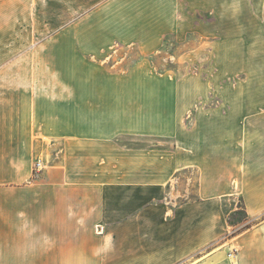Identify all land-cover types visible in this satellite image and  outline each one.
Listing matches in <instances>:
<instances>
[{
  "label": "rangeland",
  "instance_id": "1",
  "mask_svg": "<svg viewBox=\"0 0 264 264\" xmlns=\"http://www.w3.org/2000/svg\"><path fill=\"white\" fill-rule=\"evenodd\" d=\"M34 52L43 73H58L43 79L42 103L59 121L71 119L66 106L112 104L123 120L170 126L123 143L174 151L180 139L194 150L200 166L172 180L185 190L179 199L198 196L209 163L230 165L235 191L221 199L230 230L218 250L264 221L245 192L264 184V0H0V78L11 58ZM223 256L219 264H234Z\"/></svg>",
  "mask_w": 264,
  "mask_h": 264
},
{
  "label": "crops",
  "instance_id": "2",
  "mask_svg": "<svg viewBox=\"0 0 264 264\" xmlns=\"http://www.w3.org/2000/svg\"><path fill=\"white\" fill-rule=\"evenodd\" d=\"M41 59L11 58L0 78V264H219L223 252L234 263L231 249L239 264H264V221L217 249L230 230L221 206L235 191L229 164L209 163L198 196L179 199L185 190L172 180L200 164L194 150L180 139L174 151L123 143L170 126L123 120L112 104L66 106L71 119L59 121L42 103L51 92L43 79L58 73H43ZM245 192L249 213L260 214L264 184Z\"/></svg>",
  "mask_w": 264,
  "mask_h": 264
},
{
  "label": "bare ground",
  "instance_id": "3",
  "mask_svg": "<svg viewBox=\"0 0 264 264\" xmlns=\"http://www.w3.org/2000/svg\"><path fill=\"white\" fill-rule=\"evenodd\" d=\"M232 258H233V261L235 263L236 262V256L234 254L232 255Z\"/></svg>",
  "mask_w": 264,
  "mask_h": 264
},
{
  "label": "built area",
  "instance_id": "4",
  "mask_svg": "<svg viewBox=\"0 0 264 264\" xmlns=\"http://www.w3.org/2000/svg\"><path fill=\"white\" fill-rule=\"evenodd\" d=\"M36 164H37V167H40V165L42 164V162L38 161Z\"/></svg>",
  "mask_w": 264,
  "mask_h": 264
}]
</instances>
